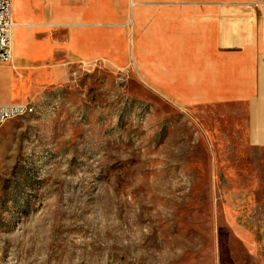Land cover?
<instances>
[{"label":"rangeland","instance_id":"rangeland-1","mask_svg":"<svg viewBox=\"0 0 264 264\" xmlns=\"http://www.w3.org/2000/svg\"><path fill=\"white\" fill-rule=\"evenodd\" d=\"M29 102L0 129V264H264V149L232 116L103 61Z\"/></svg>","mask_w":264,"mask_h":264},{"label":"crops","instance_id":"crops-1","mask_svg":"<svg viewBox=\"0 0 264 264\" xmlns=\"http://www.w3.org/2000/svg\"><path fill=\"white\" fill-rule=\"evenodd\" d=\"M11 19L0 106L103 61L179 108L232 116L264 149V0H11Z\"/></svg>","mask_w":264,"mask_h":264},{"label":"built area","instance_id":"built-area-1","mask_svg":"<svg viewBox=\"0 0 264 264\" xmlns=\"http://www.w3.org/2000/svg\"><path fill=\"white\" fill-rule=\"evenodd\" d=\"M11 29V0H0V65H6L11 62ZM31 103L23 102L0 106V129L9 120L19 117V110H27Z\"/></svg>","mask_w":264,"mask_h":264},{"label":"bare ground","instance_id":"bare-ground-1","mask_svg":"<svg viewBox=\"0 0 264 264\" xmlns=\"http://www.w3.org/2000/svg\"><path fill=\"white\" fill-rule=\"evenodd\" d=\"M33 110H34V106H33V104L31 103L30 107L27 108V110H19V117H20V116H23V115L30 114V113L33 112Z\"/></svg>","mask_w":264,"mask_h":264}]
</instances>
